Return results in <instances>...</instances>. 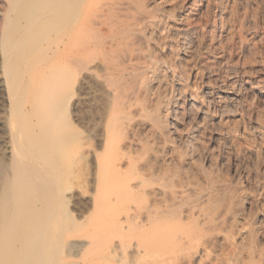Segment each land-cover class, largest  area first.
Returning a JSON list of instances; mask_svg holds the SVG:
<instances>
[{"label":"rangeland","instance_id":"1","mask_svg":"<svg viewBox=\"0 0 264 264\" xmlns=\"http://www.w3.org/2000/svg\"><path fill=\"white\" fill-rule=\"evenodd\" d=\"M111 1L92 0L96 8L86 0L93 12L85 15L83 41H72V47H81L84 66L76 80L68 71L69 110L57 117L53 132L59 136L50 142L59 190L49 218L54 244L44 264H62L64 241L73 237L89 247L72 259L94 263L107 251L109 238L120 235L139 242V264H264V0H134L161 18L157 28H144L141 40L118 31L117 19L127 17L108 8ZM3 4L0 0V14ZM130 36L134 47L147 42L142 49L155 57L146 97L139 93L136 72L110 74L143 61H130ZM123 101L130 107L117 110ZM126 131L130 144L117 148ZM18 143L20 150L27 146ZM7 156L0 153L4 164ZM114 162L122 174L125 170L124 188L111 184L109 195L97 200L98 169L109 180L108 165ZM137 181L142 184L132 187ZM124 184H130V193ZM154 189L164 193L156 204L148 193ZM134 212L146 214V222L130 218Z\"/></svg>","mask_w":264,"mask_h":264},{"label":"bare ground","instance_id":"2","mask_svg":"<svg viewBox=\"0 0 264 264\" xmlns=\"http://www.w3.org/2000/svg\"><path fill=\"white\" fill-rule=\"evenodd\" d=\"M3 1L4 4L2 7H4V9L0 14V109L2 110V113L0 112V153L2 152V154H5L6 156L8 155L7 160L9 161L7 164H4V162L0 159V264H44L46 253H48L51 248L50 244H54V240H52V237H50V234L52 233L51 228L54 227L52 226L53 224L49 222V218L52 216V204L59 190L57 186L58 176L54 171L55 169H53L52 167L53 164L51 163L49 156L52 152V150L50 151V142L52 141L51 139L56 137L57 135V130L53 132L54 126L58 121L57 117L64 113L69 106L67 97H65L64 95L67 85L69 83L71 84V79L68 77V74H70L69 72L73 70V76H70H72V80H76L77 76H79L82 71V66H84L81 47L79 46V43L75 44L76 46L73 45L72 47V44H74L72 43V41L74 42V40H77L79 42V39H82L80 37L86 25L85 18H87L85 17V15L89 14L87 12H90L93 7L89 9V3L87 4L86 0ZM88 1H91V3L93 4L92 0ZM135 3L136 2H134V0H115L106 2V5L108 8H111L115 14L117 13V15L119 16L124 14V17H127L126 19L122 18V20L115 18V20L117 19L119 21L118 26L121 27V29L119 27L118 31L120 30V33L126 35L131 34L132 37L135 36L134 38L136 40V37L139 36V34H143V32H145V27L152 26L154 29V27L158 25L159 21H161V18L158 14H156L157 12L154 14L152 12L148 13V11L143 10V8H140L139 5V7L136 5L138 2L136 4ZM102 4L104 5L105 2L101 3V5ZM101 5L99 8H101ZM94 7L98 8V6L96 5ZM108 8L107 10H109ZM106 11H104V15L107 14H105ZM98 17L101 18V16ZM115 25L110 26L115 27ZM85 31H87V29ZM130 37L129 40L132 41L133 38ZM139 37L138 40H141L142 35H140ZM143 39L145 38L143 37ZM142 41L139 42V45L141 47L139 45V47H134V42H128V39L126 42L130 43L132 48L130 52L128 51L130 61L134 58H142L143 61L129 62V64H125L126 66L124 65L125 67L122 66L123 68L118 70L116 69V72L114 71L115 73L111 72L110 74L119 75L120 73L127 70L133 71V73L136 72L142 80L140 81L141 84L139 93H141L143 97H146L152 90L150 77L155 73V57L154 54L153 56H151L152 52L150 54L146 52V50L144 51V49H142L143 45H148L147 42ZM70 65H73L74 68L72 69ZM105 68L108 69V67ZM137 84L138 82L135 85ZM210 85L211 84L209 83L208 86ZM135 89L136 88H134V90L129 89L131 91H128L133 92L136 91ZM223 92L232 93V90H227L225 88ZM123 94L124 96L126 95V93ZM117 95H119V93ZM132 96H129V99ZM120 100H122V96ZM120 100L117 101V103H119ZM117 103H115V106H117ZM130 104L126 101H123V103H121L119 107H117V110H125L130 107ZM139 109L143 112L144 110H146V106L144 104H141ZM130 110H132V108ZM119 114L121 115V113ZM116 117L118 116L116 115L115 119ZM122 117L123 116L121 115V118ZM63 119L64 118H62V120ZM69 123L71 124V122ZM72 126L73 124L71 125V127ZM124 129L122 128V132H124ZM132 129H135V126ZM153 129L155 130V128ZM128 131H126L125 136H123L122 138L120 137L121 140L118 142L119 146H117V148L121 147L122 149L125 146L127 147V143H129L128 141L131 137L129 134L133 133V130L130 131L131 133H128ZM155 131L154 133H156ZM121 133L120 135H122ZM153 135L155 134H152V136ZM22 141H25L27 144L25 149L23 147L24 150H20L19 148L21 147L18 148L15 144V142L21 143ZM109 142H111V140ZM118 150L120 151V149ZM114 158H112V160ZM54 162L56 163V161ZM148 163L150 164L151 162H147L145 164ZM118 164L119 162H114L108 165V171H113L114 174H109L107 172L109 174V180L107 179V176L105 178V176L103 175L104 172L102 173V169L98 167L99 169L96 181L97 187L94 194V197L97 200L100 195L103 199L104 196H102V194H107V192L109 191L108 188L112 186L111 184H114V186L116 187V189L118 188V190L119 188H124L121 186H123L125 180H123L125 170L122 174ZM110 175H113L115 179L113 177H110ZM110 178H113L114 180L112 179L113 181L110 182ZM143 178L144 177H142V179ZM142 179H140V181ZM146 180L143 179V182H145ZM139 183L140 182L137 181V183L131 185H133L132 187H139L142 184ZM124 185L127 186L128 184ZM124 190H126V187L125 189H123V191ZM156 190L154 189L148 192L150 193L152 198L155 199V204L159 202L156 199H160V197H162L164 194L163 192L159 193L161 191L157 192L158 190ZM130 191L131 186L129 184V187L127 186L126 193H130ZM132 191H134V189ZM107 195H109V192ZM107 197L106 201H104L105 199L103 201L111 202L112 199L108 200ZM175 198L181 199V195H175ZM176 199L174 200L176 201ZM150 202L152 203L151 200ZM93 206L94 204L92 205V207ZM148 213L150 214V212ZM146 217V214H136L135 212L132 217L130 216V218L132 219H138L141 223L146 222ZM75 235L77 234L75 233ZM109 237H107V239ZM115 238H117L118 240L115 241ZM109 239V241H107V243L109 242L107 246L108 248L106 247L107 251L105 252V254H103V256L101 255L100 257L99 253V259L97 257L96 262H104L105 264H139V262L137 261V257L140 252L139 242H133L131 238L129 239L124 235L110 237ZM64 242L66 248L62 258V264L89 263V261L88 263H85L86 258L83 259V262L81 260L78 261L72 259L73 257L77 256L76 254L83 255V251H85L86 253V248L89 247V242L87 243L85 240L75 237L67 238ZM93 257L95 256L93 255ZM96 262L94 261V263Z\"/></svg>","mask_w":264,"mask_h":264}]
</instances>
